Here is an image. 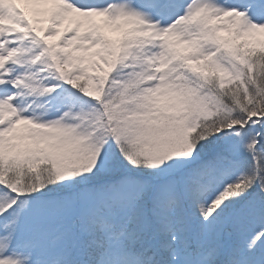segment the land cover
<instances>
[{
    "label": "snow or ice",
    "instance_id": "snow-or-ice-1",
    "mask_svg": "<svg viewBox=\"0 0 264 264\" xmlns=\"http://www.w3.org/2000/svg\"><path fill=\"white\" fill-rule=\"evenodd\" d=\"M0 264H264V0H0Z\"/></svg>",
    "mask_w": 264,
    "mask_h": 264
}]
</instances>
